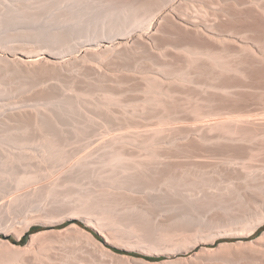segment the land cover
<instances>
[{"label":"bare ground","instance_id":"6f19581e","mask_svg":"<svg viewBox=\"0 0 264 264\" xmlns=\"http://www.w3.org/2000/svg\"><path fill=\"white\" fill-rule=\"evenodd\" d=\"M24 2L25 0L23 3ZM26 2L30 3L29 1ZM25 3L22 4L23 7H19L16 10L18 13L13 8L9 7L11 11L13 10L11 13H17L18 15L21 13V17H23L24 14L27 16V14L30 13L31 5L28 6L29 4ZM34 3L36 6H32V8L34 7L36 9L35 11L39 14L41 12L47 13V11L48 13L52 12V9L60 4L59 7H62V9L57 13L53 12L55 14L53 17H56L57 26L62 24L65 25V23L66 26H68L67 23H74L75 21L77 22H75L77 24L76 26H78V21L83 23L82 21L85 19V16L88 17L90 22L96 25L86 23L84 25L85 31H83L85 35L81 34L80 36L83 39L81 40L78 38V40L80 39L81 41L79 40V42L74 45H72L73 43L71 45L69 43V45L65 46L66 48L64 47L65 49H63L67 51L61 53H67L71 57L72 64L76 65L85 75L92 72V75H95L94 78L97 77V83L89 87L88 85H82L86 83V81H83L84 78L82 79L83 83H81V77L76 76V78L78 77L80 80L73 79V82L74 86L76 85L77 91L80 92L76 94L75 99L92 96L95 92L98 93L100 90L102 94L99 93V97L102 98L101 96H103L102 99L104 102L102 99L101 101L104 104L100 102L102 105H105L107 110L111 104L126 106V104L133 102L132 105H129L131 114H133V112L135 114L146 113V115L143 116L144 118L142 115L129 116L128 114L126 115V113L121 114V117L119 116L120 118H117L110 113L111 111L109 112L100 107V109L104 110L101 111L105 115V117L103 116L104 119L107 118L111 120V122L123 126L119 128L120 131L121 129H128L127 131L125 130L126 132L124 133L115 134L113 137L111 136L112 138L108 137L109 140L107 139L102 143L100 142L101 145L96 149V161L99 163L101 162L100 165H107V168L110 166V169L106 170L108 173L104 171L106 175L103 174L100 179L104 176L103 179L106 180H101L103 182L107 181L108 184L110 183L109 185L112 184L114 187L110 189L108 185L109 187L105 188L106 184L104 185L105 187H103L104 183H101L102 186H97L98 189H87V191L83 193H73L68 190L61 192L56 190L59 186L63 187L66 184L73 183V179L76 180L77 177L75 175L86 176L85 174L87 173H83V169H87V167L90 169V167L85 164L88 163L90 159L89 161L84 160L83 162L79 161V163H74L69 166L66 171L71 169V173L74 174L73 176H75V178L71 176L73 179L69 177L65 179L62 178L64 177L62 176L59 180L56 179L53 183L51 182L52 184L47 186L45 190L34 191L33 189V193L28 191V195L26 196L32 197L33 201L41 197L45 198L43 197L45 192L51 193L55 191L52 193L55 199L50 201V206L45 210L46 216L53 217L60 214L62 216V214L65 215V213V216L70 215L67 214V212L82 216H87L86 214L92 215L93 213L103 215L110 214L117 207L124 206L123 208H125V206L128 207L130 204L133 205L135 196L131 192H133L134 187L140 186L145 190L146 188L154 190V188L158 186L159 188H157L163 192L165 190H162V187L168 185L167 189L164 187V189L168 190L172 180H175L179 176L188 175L191 169L203 172V176L205 174L203 170L206 171V169H208L207 167H209V169L211 167L214 170L212 169L210 171H214L217 174L223 173L229 180L231 177L242 176V170H244V168L251 169V167L254 166L253 164H251V166H249L250 164L246 165V163L260 161L259 164L263 163L262 166H264V0H96V2L95 0H36V2L31 4ZM194 7L200 10L196 11ZM202 7L206 9L203 10L201 9ZM214 7L216 9H214ZM32 11L33 10H31V12ZM32 13H34V16H38L36 12ZM79 13L81 14L78 15ZM12 14L10 15L12 16ZM39 17L40 16H38V18ZM31 18L34 17H30V19ZM51 20H55V18ZM53 22L55 23V21ZM76 26H74V28H76ZM64 27L62 26L60 30L53 32L46 40L47 43H56V48L59 42L62 44L63 42L66 43L67 36L65 41L64 34L67 31L69 32L71 28L65 29ZM17 34L19 33L17 32ZM19 37L21 36L19 35ZM50 45L51 47H49V49L46 48L47 51H42L43 49L39 48L40 50L38 52L35 51L36 53L32 54L17 53L15 52L16 50H10L11 46H8L6 49L9 50H6L4 55L0 54V64H2L0 67L3 66V71L5 70L3 73L9 74L8 76H10V78L14 77V75L27 78L32 81V84L34 83V85L39 86L40 89H37L38 91L34 93L37 98H50L53 94L55 96V86L47 82L54 77L56 78L58 75H63L64 60H56L62 55L57 52L55 53V48L52 47V44ZM15 46L17 47V45ZM12 47H14V45ZM24 47L25 45L23 48ZM20 49H22V47ZM57 49L60 50L62 48L58 47ZM52 50H54V52ZM159 50H169V52L175 50L176 53L173 51L168 54L167 52L162 53V57L160 58V56L156 54ZM20 51L23 52L24 50ZM140 51H147V54L154 53L153 56L156 54L154 58H160L159 61H154L155 65L157 64V67H159L157 68L159 71H156V69L154 72L151 71L149 73H146L148 71L144 70L141 73L137 72L138 74H134L135 76L133 77L131 76L133 79L135 77L138 78L136 82L134 81L136 78L133 80L130 76L127 77L126 75V78L122 79L121 77L124 74H121V77L116 75L115 79L110 73H107L110 66H113L114 63L121 64L125 62L127 65L131 64L130 62L128 63V61L132 60L131 62L134 63L133 60H140V58H143L138 55ZM17 54H20L21 57L17 56ZM89 59H93L92 61L98 63L100 68L104 70L101 72L97 69V71H92L93 69H91V66H89V68L87 65L88 69L86 63L90 61ZM148 60H151V58L148 57ZM139 64L140 63L136 66ZM65 65L66 63L64 66ZM121 65L124 66V63ZM147 65L149 66L150 64L147 63ZM112 69L111 67V70ZM60 82L62 83V80ZM70 82H72L71 79ZM129 82L132 83L130 86L126 88L121 87L122 84H127ZM89 84L91 83L89 82ZM50 87L53 89H50ZM57 90L58 88L56 92ZM59 91H61V89ZM120 92H126V94L128 92L130 96L118 100L114 96ZM57 95H61V93L56 94V96ZM95 95L96 93L93 96ZM64 96H62L64 102L68 104L70 101V97H68L69 94H64ZM60 98L61 97L58 96L57 101H59ZM59 102H61V99ZM73 102L76 103L77 101ZM65 106H61L60 108L62 109V107H64L63 109H65ZM95 107L97 108V105ZM113 109L114 108H112V110ZM98 110L99 107L97 111ZM20 111L10 113L7 117V124L9 125L12 123L11 126H15L20 130L22 133L21 135L28 134L27 138L24 136L22 138L26 140L31 138L32 140L34 139L35 142L38 140L37 142L40 143L39 145H43V157H41L45 159L43 162H46V159H53L56 161H59L60 158L62 159L59 147L65 136L61 137L62 134L61 130L58 129L59 126H57L58 122L56 121V115L55 119L52 114H40L38 113L39 111L30 114H28L26 110L27 114H25L23 110V113ZM55 114H57V111ZM65 114H67V112H65ZM58 117H60V114ZM150 117L154 118V121H150ZM84 124L85 123H83V125ZM11 126L10 128L13 129L14 127ZM145 127L148 128L143 130H130L133 128L141 129ZM85 130L86 129H84V131ZM80 131L82 130L78 132ZM87 131L90 132L89 130ZM29 132H32V135ZM82 135L83 134H81V136L78 135V137L81 138ZM92 136L90 137L92 138ZM24 139L22 140L24 141ZM64 142L62 144H64ZM142 154L149 160L145 161L144 159L143 161L142 156L144 155ZM89 157L92 156L90 155ZM134 158L135 160L137 159V162H133V164L129 162L132 165L125 164L126 161L130 159L135 161ZM140 158L142 161H140ZM91 161L90 163L92 164ZM42 171L43 170H41V172ZM199 171L195 172L197 173ZM31 173L29 174L31 175ZM32 174L37 175L35 172ZM30 175H26L25 173L19 177L16 175L17 179L15 178L16 180L14 181H17L16 184L21 185L35 177V175H32L33 177ZM256 179H259L258 176H251V180L256 182ZM251 183L254 182L252 181ZM260 185L262 184L259 183L257 186L251 185L257 188L256 192H253L252 195L251 193L227 194L226 189L228 188H226V186L224 188L227 194L225 197L219 194L215 195L214 193L213 196H208V194L206 195L203 193L201 196V193H199L200 195L196 193L198 197L195 198V196L192 195L194 197L191 198L194 199H188L186 201L190 210L210 207L213 204V206H215L217 204L230 203L227 208H232L234 209L233 211H237L235 216L233 217V213L230 215L233 217L232 219H225L223 218L224 216L220 215L222 219L219 221L217 220L219 215L217 219H215L216 215L210 218H199L198 222H195L196 224L192 223L193 225L186 229L176 228L175 225L174 228H172L173 224L172 227H170L171 229H164L165 226H160L159 230H157L158 234L156 233L154 236H148L149 238L146 236L145 238L152 242V246L155 245L152 248L160 246L163 243L165 244V242H172L175 240L178 241V243L179 241L183 243L188 242L191 244L189 248H194L195 246L213 243L215 239L220 236L235 235L238 230L250 228L249 231L254 232L262 225L261 222L264 221V188L258 189ZM221 187L218 189L216 188L217 191L220 189L222 190L224 186ZM241 187L243 188V186ZM170 190H172L171 187ZM170 190L165 191L164 194H168L167 192H169L177 195L173 191L170 192ZM161 191L158 192L162 193ZM256 193L258 195H256ZM74 194L77 195V197H72ZM21 195H17L18 197L16 196L3 204L0 207V215L4 212L5 214L6 212L10 213L11 209L14 207L12 205L14 204L17 205L16 207H22L24 200L30 201L28 197H21ZM162 195H159V197H162ZM163 198L164 195L161 199ZM64 199L65 201L69 199L66 205H57L58 202H63ZM20 202L22 205L17 204ZM26 203L28 205L29 202L26 201ZM20 208H13L9 216L13 218L15 210L19 211ZM2 216L8 217L7 214L1 215L0 220H2ZM251 216L258 218V220L261 218V221L252 223ZM6 220H8V218ZM3 221H5L4 218ZM9 221L10 220H8V222ZM12 222L13 221H11V224ZM8 224H6V226ZM178 226L181 225L179 224ZM4 227L5 224L3 225V228ZM184 231L186 234L182 233ZM146 239L143 240L147 241ZM85 240L86 243L90 245L92 255H105L104 249L101 247L102 244L100 246L97 242L94 243V241L92 242V240L86 237ZM71 241L73 240L71 239ZM257 242H260V240L254 243ZM243 247L244 246L241 245L235 248L233 247V256L238 259H247L255 262L256 260H264V248H262V246H258V244L257 246H253L251 244L245 248ZM4 255H2V257ZM198 256L200 260L215 262L218 255L216 251L201 249ZM15 258L16 257L8 258V262L16 261ZM34 258L35 260L38 259L35 255ZM3 261L5 260H0V262ZM21 262H23V260ZM165 264L192 263L176 260L167 261ZM259 264H263V262Z\"/></svg>","mask_w":264,"mask_h":264},{"label":"rangeland","instance_id":"374dc122","mask_svg":"<svg viewBox=\"0 0 264 264\" xmlns=\"http://www.w3.org/2000/svg\"><path fill=\"white\" fill-rule=\"evenodd\" d=\"M23 1L24 0H0V35H1L0 36V38H1L0 54L4 55V53H6L5 51L9 50V49H6V48H8V46L9 47L11 46L10 50H16L15 52H17V53L21 52V53L32 54V53L38 52L40 49H43L42 51H47V49H49V47H51L50 44H52V47H54L56 50L55 53L57 52L58 54L62 55V56H60V58H58L56 60L57 61H61V60L63 61L64 60L63 61L64 64L66 63V65L68 67L66 65L64 66V64H63V68H64L63 72L64 73H62V74L64 76L62 75L63 76L62 77V76L58 75L56 78L54 77L53 79H50V81H48L47 83L55 86L54 92L56 94L61 93V95H62V93H63L62 96H64V94H67V95L69 94L68 97H70V101L68 104H66L64 102V98L61 95L56 96V94H55V96L57 97V99L54 96V94L50 98H45V99L44 98L43 99L37 98V97H35L34 93L40 89L39 86L34 85V83L32 84V81L28 80L27 78H24V77L21 78V76H17V75L15 76L14 75V77L10 78V76H8L9 74L3 73L5 71V70L3 71L4 67L3 66L0 67V87H1L0 88V175H1L0 176V207L3 204H5L8 200L15 198L17 195L20 196L21 194H22L21 197L25 196L26 198L28 197V199L30 200V201H28V200L23 199L24 200L23 201L24 203H22L23 206L22 207L18 206L19 208L21 207L19 209V211H16L14 209L15 213L13 214V212H12V214L14 215V216L12 215L14 219L11 216H9V214L11 213L13 208H16V209L18 208V207H16L17 205H15V204L12 205L14 207L11 209V211L8 210V211H10V213L6 212V214L8 215L7 218L10 221L8 222V220H6L7 219L6 216L5 217L2 216L5 221H3V218H2V220H0L1 221L0 231H2V232H0V260H3V259L5 260L3 262H0V264H22V263L23 264H30L31 262H32L31 264H43V263L44 264H68V263L69 264H165L167 261H176V260L187 261V262L192 263V264H259L260 262H263V264H264V260H261V261L256 260V262H255V261H250L247 259H238V258L233 256L234 248L238 247L240 245L244 246L243 248H245L251 244L253 246H257V244H258V246L260 245V246H262V248H264V238H263L264 221L261 222L262 225L254 232H250L249 231L250 228H248V229L241 228L243 230H238V232L235 235L220 236V237L216 238L213 243H207V244H204L201 246H195L194 248H189V246L191 244L188 242L183 243V242L179 241V243H178V241H176V240L172 241V242H165V244L163 243L164 245L162 244L160 246L152 248L155 245L152 246L153 245V244H151L152 242L148 241L145 238L146 236L148 237V236H154V235H156V233L158 234L157 230H159L160 226H165L164 229L165 228L171 229L170 227H172V224H173L172 228H174V225H175L176 228L179 227V229H181V228L186 229L189 226L196 224L198 222L199 218H206V217L210 218V217H215V215H216L215 219H217V216L219 215L218 219H217L218 221L222 219L221 216H224L223 218H225V219H229V218L232 219L235 216L237 211H233L234 209H232V208L231 209L227 208L230 205V203L219 204V205L217 204L215 206H213L214 205L213 204L212 205L213 207L210 206V207H203L204 209L200 208L197 210H192V209L190 210L189 206L186 204V201L188 199H194L191 197H194V196H195V198L198 197V195H200L199 193H201V196L203 194H206V195L208 194V196L209 195L213 196V193H214L215 195L219 194V195H223L224 197L227 194L235 195L236 193H240V194L241 193H247V194L251 193V195H252V193L256 192V190H257L256 187H252L253 185L257 186L260 183L262 185H260V187L258 189L264 188V166H262L263 163L259 164L260 161H258V162L255 161L254 163L250 162L248 164L246 163V165L250 164L249 166H251V164H253L254 166L256 165L257 167L255 166V168H254V166L252 165L253 167H251V169L244 168V170H242V172H243L242 176L233 177V178L231 177V179H229V180H228L226 175L225 176L223 175V173L217 174L214 171H210L213 169L211 167H210V169H209V167H207L209 170L206 168H203V169H206V171L202 169L205 173L204 174L205 176L204 175L202 176L203 172H201L199 170L191 169L192 171L190 170L188 175H183L184 177L183 176H181V177L177 176L178 178H176L175 180H172V182L170 183L171 186H169L168 190H170V187H171L172 190H170V192L173 191L177 195H174V194L167 192L169 195L165 193L166 195H168L167 197H165L166 195L164 194V192L168 191V190H166L168 185L164 186L166 189H164V187L161 188L162 190H165L163 192L160 189H158L159 188L158 186H157L158 188L157 187L154 188L155 191L153 189L151 190L149 188H146V190H145V189H142V187H140V186L134 187L133 192H131L135 196L134 203L132 202L133 205L130 204L128 207L125 206V208H123L124 206L123 207H117L110 214H105V215L99 214V213H93L94 215L95 214L96 215L94 216L93 214L92 215L86 214L87 216H85V215L82 216V215H78V214L76 215V213L67 212V214H70V215L65 216L66 215V213H65V215L62 214V216H61V214L58 216L55 215L53 217L52 216H46L45 210H46V208H48L50 206V204H51L50 201L55 199L54 196L52 195V193H54L55 191H52L51 193L45 192L43 197H45L46 199L41 197L40 199H35L34 200L35 202L33 201L32 197L26 196V195H28V191H31L33 193L34 191L45 190V188L47 186L51 185L54 180L55 181H56V179L59 180L62 176H64L62 178H65V179L68 177L71 178V176H73L74 174L71 173V169L67 170V171H66V169L69 166L73 165L74 163H79V161L83 162L84 160L89 161V159H90V161L92 160L91 161L92 164L90 163V161L88 163L84 162L87 166L90 167V169L88 167H87V169L86 168L83 169V173L84 172L87 173V174H85L86 175L85 177H84V175H75V176H77L76 180L71 178V179H73V183L66 184L63 187L59 186L56 188V190L61 191V192L68 190V191H72L73 193H77V192L83 193V192L87 191V189L88 190L91 188L98 189V187H100V185L102 186L101 183H104L103 187L106 186L105 188H108L110 186L109 188L113 189L111 187H114V185H112V184H111L112 186L109 185L110 183L108 184L107 181L103 182L104 180H106V179H103L104 176L101 178L103 181L100 179V177L103 174H105V172L108 173V171H106V170L107 169L109 170L110 166L107 168L106 167L107 165L106 166L100 165L101 162L99 163L98 161H96V158H95L97 155L96 149H97V147H99L101 145L102 142L106 141L108 139V137L110 138L111 136L113 137V135H115V134L124 133L128 129H125L126 131L124 129L123 130L121 129V131H120L119 128H121L123 126H119V124L111 122V120H109L107 118L104 119L105 115L103 112H101L104 110L100 109V107H102L103 109H106V108H105V105L101 104V102H102L101 99L103 98V96H101L102 98L99 97L100 94H102V92L100 90L98 91V93L95 92L96 93L95 96H93L95 94L94 93L92 96H87L84 98L75 99L76 94H78L80 91L78 92L76 85L74 86V82H73L74 80L73 79H79L78 77L76 78V76H79V77H81L80 78L81 83H83L82 79L84 78L83 81L84 82L86 81V83H83L82 85H84V86L88 85L90 87V86H92V84L97 83L96 82L97 77L94 78L95 75L93 74L94 75L93 76L92 72H90V74H88L89 76L87 74L85 75L84 72L80 71L76 65L72 64V60L70 59L71 57L67 53H65V54H61V53L67 51V50H63V49H65L66 48L65 46L69 45V43H70V45L72 43H73L72 45H74L75 43L79 42L80 39L81 40L83 39L80 36H81V34L82 35L84 34V32H83V31H85L84 25L86 23H92V24H94V23L90 22L88 17L85 16V19H83V21H82L83 23H80L81 21H78L79 27L76 26L77 25L76 21H75L76 23L75 22L74 23L70 22L71 24L67 23L68 26H66V23H65V25H63V24L59 25L57 23L59 25V26H57L56 25V17H53V15H55L54 13H57V12H59L60 9H62V7L61 8L59 7L60 4H58L56 7H54L52 9V12L48 13V11H47V13L41 12L39 14L37 11H35L36 9L34 7L32 8V6H36V4L35 3L31 4L33 2H36V0H25V2L26 1L30 2V3L26 2L27 4H29L28 6L31 5L30 6V8H31L30 13H28L30 16L28 14H27V16L24 14L23 17H21L22 16L21 13H20L21 16L18 15L17 14L18 11H16V10L19 7H23L22 4L25 3V2L23 3ZM95 2H96V0H95ZM24 6H26V5H24ZM61 6H62V4H61ZM9 7L13 8L17 13L12 14L11 12L13 10L11 11V9ZM194 8L196 9V11L200 10L197 7H194ZM212 8H213V6H212ZM201 9L204 10L206 8L202 7ZM214 9H216V8L214 7ZM31 10H33L32 12H36V15H38L40 17L38 18V16L37 17L34 16L33 15L34 13H32ZM49 11H51V10H49ZM10 14H12V16ZM80 14L81 13H79L78 15H80ZM99 15H101V14H99ZM24 16H26L27 18ZM82 16H84V15H82ZM30 17H34V18L30 19ZM54 18H55V20H51ZM84 20L88 21V22H85ZM53 21H55V23ZM79 23H80V25H79ZM69 24L72 25L73 27L70 26ZM62 26L63 27L65 26L64 27L65 29H69V28H71V29H69L70 30L69 32L67 31L64 34V37H65L64 40L66 41V36H67L66 43H68V44L63 42L64 40L62 41L63 44L60 42H59V44L57 43L58 47L62 48V49L58 50L57 49L58 47L56 48V43L55 44L47 43L46 40L48 39L49 36H51L53 34V32L60 30V28ZM74 26H76V28H74ZM66 27H68V28H66ZM17 32L19 34H17ZM19 35L21 37H19ZM78 38H80V39L78 40ZM12 44L14 45V47H12L13 46ZM60 44H62V45L59 46ZM15 45H17V47L18 46L19 47L17 48ZM24 45H25V47L23 48ZM21 47H22V49H20ZM20 50H24V51L22 52ZM52 51L54 52V50H52ZM172 51L174 53H176L175 50H171V52ZM166 52H167V54L171 53V52H169V50H159L158 52H156V54H157V56H160V58H161L162 57L161 54L166 53ZM138 53L137 54L140 57H143V58H140V60L138 58H137L138 60H135L137 62L139 61L138 63H140L138 66H136L138 63L135 62L134 60H133L134 63L131 62L132 60L128 61V63L130 62L132 65L131 64L126 65L125 62L121 63V64L124 63V66H122L121 64L114 63L113 66L112 65L110 66L107 73L108 74L110 73V75H112L113 78H115L116 75L120 76L121 74H124L123 76L121 75L122 77L120 76L122 79H124V78H126L125 75L127 77L130 76V78H132L133 76H135L134 74H138L137 72L141 73L144 70V71H148L146 73H149L151 71L154 72L157 68H159V67H157V64L155 65V62L160 60V58L157 59L158 57L154 58L156 56V54H155V56H153L154 53L147 54L148 53L147 51H140ZM151 54H152V56H151ZM65 55H67V56H65ZM17 56L21 57L20 54H17ZM148 57L151 58V60H148ZM69 60H70V62H69ZM92 60L93 59H91L90 61H88V63H86V67H87V65H88V67L91 66V69H93L92 71L99 70L101 72L102 70H104L103 68L102 69L100 68L98 63H95ZM144 63H146V64H144ZM147 63L150 64L154 69L150 65L148 66ZM152 63H154V64H152ZM95 64H96V66H95ZM0 65H2V64H0ZM117 66H119V67H117ZM144 66H146V67H144ZM111 67L113 68L112 70H111ZM120 67H121V69H120ZM65 68H67V69H65ZM68 69H69V71H68ZM156 71H159V70L157 69ZM11 76H13V75H11ZM70 79L72 82H70ZM61 80H62V83L60 82ZM134 81L135 82L138 81V78H136ZM30 82H31V84H30ZM89 82L91 84H89ZM131 82H133V81H131ZM131 82H129L127 84H122L121 87L126 88L127 86H130L132 84ZM12 87H14V88H12ZM55 88L56 89L58 88L57 92L60 89H61V91H59L57 93ZM50 89H53V88L50 87ZM7 92H8V94H7ZM32 95H34V96H32ZM27 96H28V98H27ZM58 96L61 97L60 98L61 102H59L60 99H59V101H57ZM128 96H130L128 94V92H127V94H126V92L125 93L120 92L117 95H115L114 97L117 98L118 100H120V98H121V100H122ZM99 98H100V100H99ZM81 100H82V102H81ZM73 101H77V102L75 103ZM103 102H104V100H103ZM60 104H61V106L66 105L65 109H63L64 107H62V109H63L62 110L60 108L61 107ZM132 104H133V102L126 104V106L125 105L122 106V105H114V104L112 105L111 104V105H109L108 110L107 109L106 110L109 112L111 111L110 113L112 115H115L117 118L119 116L121 117V114H124V113H126V115L128 114L129 116H132V115L141 116L142 115V117H143L146 115V113H136L135 114L134 112H133V114H131V111H130L131 108L129 107V105H132ZM94 105L95 106L97 105V108ZM39 107H40V109H39ZM66 107H67V109H66ZM98 107H99V110L97 111ZM112 108H114L115 110L113 109L114 110L113 111ZM18 110L19 111L21 110L20 112H22V110H23V112H25V114H27L26 111H28V114L35 113V112L37 113L39 111L38 113H40V114H43V113H46L47 115L52 114V116L55 119L57 117L56 121L58 122L57 123V126H59L58 129L61 130V134H62L61 137L65 136V137H63V139H62L63 141H61V142L63 143L64 141H66V142H64V144H62L60 142L61 146L59 145L61 147V149L59 147V150L61 152L62 159L60 158L59 161H56L53 159H51V160L46 159V162H43V161H45V159L41 158V157H43V152H42L43 151V148H42L43 145L40 146L39 145L40 143L37 142L38 140H36V142H35L34 139L32 140L30 137H29L30 139H27V140L22 138L23 136L27 138L28 134L27 135H25V134L21 135L22 133L20 130H18L15 126H11L12 123H10L9 125L7 124L8 123L7 117L9 116V114L12 112H14V113L19 112ZM56 111H57V114H55ZM64 111L67 112V114H65ZM116 111L119 113H117ZM59 114H60V117H58ZM55 115H56V117H55ZM59 118H61V119H59ZM5 120H6V122H5ZM62 120H63V122H62ZM116 120H118V119H116ZM149 120L154 121V118L150 117ZM83 123H85V124L83 125ZM150 123H154V122H150ZM110 124H113V125H110ZM114 124H116V125H114ZM78 125H80V126H78ZM109 125H110V127H109ZM10 126L14 127L15 129L10 128ZM96 127H99V128H96ZM151 127H153V126H151ZM147 128L146 127L141 128V129L133 128L130 130L131 131L143 130V129H147ZM78 129L82 130V131H84V129H86V130L84 132H82V131L78 132L79 131ZM96 129H98V130H96ZM87 130H89L90 132H88ZM29 133L31 134L32 132H29ZM81 134H83L82 137L81 138L78 137V135L81 136ZM88 134H90V135H88ZM92 134H93V136H92ZM90 136H92V138ZM20 138L24 139V141ZM83 139H85V140H83ZM97 144H99V145H97ZM95 150H96V152H95ZM92 152H93V155H92ZM90 155L92 157H89ZM142 155H144V154H142ZM18 158H20V159H18ZM148 158H150V157H148ZM144 159H145V161L149 160L145 157V155L142 156L143 161H144ZM130 160L129 161L127 160L125 164L130 165L131 163L133 164V162H137V159L135 160V158H134L135 161H132L133 158L131 161ZM142 160L140 158V161H142ZM129 162H131V163H129ZM66 163H67V165H66ZM85 169L87 172L85 171ZM41 170H43L44 172L43 171L41 172ZM26 171H27V173L29 171H30L29 173H31V172L37 173V175L34 174L36 178L33 177L34 175L32 173H31V175L29 173L27 174ZM195 171H199V172H197L198 174ZM24 173L26 175H30V176L33 175L32 176L33 179L26 182V183H23L21 185L16 184L17 181L16 182L14 181L17 179L16 175H18V177H19V176L24 175ZM252 175L256 176V177L258 176L259 179H256V182L254 180H251ZM75 176H73V177L75 178ZM193 177H194V179H193ZM225 177L227 180L225 179ZM216 179H217V181H216ZM250 180H251V182L253 181L254 183H251ZM262 181H263V183H262ZM41 185L42 186L45 185V186H43L44 188ZM220 185L222 187L224 186L222 189L223 191L221 189L219 191H217V189L221 187ZM225 186H226V188H228V189H226L227 194L224 191ZM241 186H243V188ZM249 186H251V187H249ZM214 187H216L217 189ZM33 189H34V191H33ZM158 191H161L163 193V195H164L163 199H161L163 197L162 193H159ZM215 191H217V192H215ZM234 191H235V193H234ZM258 191H257V193H258ZM257 193H256V195H258ZM158 194L160 196L162 195V197H159ZM49 195H51V196H49ZM192 195H194V196H192ZM189 196H190V198H189ZM51 197H53V198H51ZM72 197H77V195L74 194V195H72ZM186 197H187V199H186ZM67 200L69 201V199H67ZM182 200L185 202H183ZM26 201L29 202L28 205H27ZM64 201H65V199L63 200V202H61V201L58 202L57 205H63V204L66 205L68 203V201L67 202L65 201L66 203ZM17 204L22 205L21 202L17 203ZM6 214L4 212L1 215H6ZM16 214H17V216H16ZM232 214H233V217L230 216ZM1 215H0V217H1ZM225 215H226V217H225ZM9 217H11V218H9ZM69 217H72V218H69ZM186 219H187V221H186ZM163 220H166V221H163ZM11 221H13L14 223L12 222V224H11ZM259 221H261V218L258 220V218H255L254 216L252 217V223H258ZM2 222H5V223H2ZM4 224H5V227L3 228ZM6 224H8L9 226L7 225L8 226L7 227ZM177 224L178 225L180 224L181 226H178ZM33 227L38 228V229H36L37 231L31 233L29 235V237L25 240L24 243H19L21 237ZM2 228H3V230H2ZM4 229H6V230H4ZM5 232H6V234H5ZM94 233L97 234L101 238V240L98 239L94 235ZM182 233H185V231ZM85 237L92 240V242L94 241V243L97 242L98 244H100V246L102 244L101 247H103L105 255H100V256L92 255V253L90 251V245H88L86 243ZM70 238L73 241H71ZM143 239H146L147 241H145ZM257 240H260V242L254 243ZM102 241L106 244L104 245L102 243ZM113 248L117 249L118 251H120L122 253L114 251ZM201 249H208L211 251H216L217 255H218L217 260H215V262L214 261L206 262V261L200 260L198 255H199ZM9 252H10V254H9ZM129 252H134V253H137L140 255L153 257L154 260L150 261V260H146L142 257L132 256V255L128 254ZM2 255H4V256L2 257ZM34 255L38 259L35 260ZM222 256H224V257H222ZM6 257H8V258L16 257L15 258L16 261L8 262V258H6ZM22 260H23V262H21ZM42 261H45V262H42Z\"/></svg>","mask_w":264,"mask_h":264},{"label":"trees","instance_id":"16d2710c","mask_svg":"<svg viewBox=\"0 0 264 264\" xmlns=\"http://www.w3.org/2000/svg\"><path fill=\"white\" fill-rule=\"evenodd\" d=\"M36 229H38V228H36V227L31 228L27 233H25V234L21 237L19 243H24L25 240L29 237V235H30L31 233L37 231ZM94 235H95L98 239L101 240V238H100L97 234L94 233ZM113 250L116 251V252L122 253V252L118 251L117 249H114V248H113ZM128 254H129V255H132V256L142 257V258H144V259H146V260H150V261L154 260L153 257L140 255V254H137V253H134V252H129Z\"/></svg>","mask_w":264,"mask_h":264},{"label":"water","instance_id":"95a60500","mask_svg":"<svg viewBox=\"0 0 264 264\" xmlns=\"http://www.w3.org/2000/svg\"><path fill=\"white\" fill-rule=\"evenodd\" d=\"M102 243L105 245L106 243H104L103 241H102Z\"/></svg>","mask_w":264,"mask_h":264}]
</instances>
